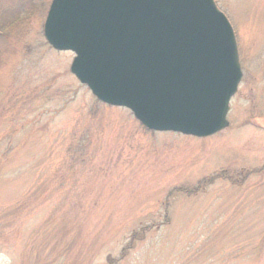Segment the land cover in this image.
Here are the masks:
<instances>
[{
    "label": "rangeland",
    "instance_id": "obj_1",
    "mask_svg": "<svg viewBox=\"0 0 264 264\" xmlns=\"http://www.w3.org/2000/svg\"><path fill=\"white\" fill-rule=\"evenodd\" d=\"M243 77L230 126L151 131L99 101L44 34L51 0H0V264H264V0H216Z\"/></svg>",
    "mask_w": 264,
    "mask_h": 264
},
{
    "label": "water",
    "instance_id": "obj_2",
    "mask_svg": "<svg viewBox=\"0 0 264 264\" xmlns=\"http://www.w3.org/2000/svg\"><path fill=\"white\" fill-rule=\"evenodd\" d=\"M47 41L102 102L148 129L205 137L230 125L243 77L234 27L216 0H52Z\"/></svg>",
    "mask_w": 264,
    "mask_h": 264
},
{
    "label": "trees",
    "instance_id": "obj_3",
    "mask_svg": "<svg viewBox=\"0 0 264 264\" xmlns=\"http://www.w3.org/2000/svg\"><path fill=\"white\" fill-rule=\"evenodd\" d=\"M147 233V229L145 228L143 231L139 233H134L133 237L130 239V241L124 245V247L121 250V254L119 257H114L112 255L108 256V264H118L131 250L133 247V244L135 243L136 240L142 239L144 234Z\"/></svg>",
    "mask_w": 264,
    "mask_h": 264
}]
</instances>
